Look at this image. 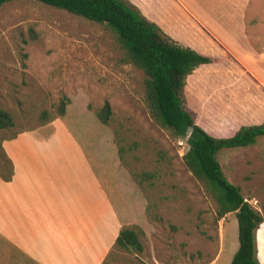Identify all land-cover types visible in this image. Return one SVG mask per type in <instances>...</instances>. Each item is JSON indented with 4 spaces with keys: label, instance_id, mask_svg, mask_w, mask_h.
I'll return each mask as SVG.
<instances>
[{
    "label": "rangeland",
    "instance_id": "obj_1",
    "mask_svg": "<svg viewBox=\"0 0 264 264\" xmlns=\"http://www.w3.org/2000/svg\"><path fill=\"white\" fill-rule=\"evenodd\" d=\"M128 1L172 41L218 59L197 68L183 92L186 109L206 131L227 137L264 122V57L259 58L264 25L251 31L254 52L231 53L197 17L214 0ZM249 3L248 18L264 24V0ZM121 57L115 34L105 25L37 0L2 5L0 106L12 113L15 126L0 139L56 118L64 96L70 98L66 109L76 116L72 124L95 132L100 130L96 111L109 101L113 114L104 129L125 148L130 175L132 170L149 178L143 185L135 180L136 192L146 199L140 226L144 252L115 250L105 264H230L239 248L236 214L218 219L216 201L185 164L187 141L152 119L144 73ZM217 158L227 178L264 212V137L252 147L223 149ZM259 238L264 246V225Z\"/></svg>",
    "mask_w": 264,
    "mask_h": 264
},
{
    "label": "crops",
    "instance_id": "obj_2",
    "mask_svg": "<svg viewBox=\"0 0 264 264\" xmlns=\"http://www.w3.org/2000/svg\"><path fill=\"white\" fill-rule=\"evenodd\" d=\"M250 7L249 0H214L197 17L231 53L254 52L251 31L264 24L248 18ZM75 117L67 110L2 141L14 176L0 175V264H105L122 227H142L146 199L136 192L113 131L100 121L95 132L76 127Z\"/></svg>",
    "mask_w": 264,
    "mask_h": 264
},
{
    "label": "trees",
    "instance_id": "obj_3",
    "mask_svg": "<svg viewBox=\"0 0 264 264\" xmlns=\"http://www.w3.org/2000/svg\"><path fill=\"white\" fill-rule=\"evenodd\" d=\"M10 1L14 0H0V7ZM37 1L105 25L115 34L122 62L132 64L144 73L145 99L152 119L171 130L176 139L187 141L189 149L184 155L185 164L216 201L218 219L236 214L239 248L230 264H261L257 230L264 223V212L254 208L243 194L241 186L227 178L217 156L223 149L256 145L264 137V122L242 126L233 135L220 137L206 131L185 107L183 92L187 79L197 68L213 63L214 59L166 37L155 22L150 21L128 0ZM69 103L70 98L64 96L57 107L58 116L45 123L63 117ZM112 114L109 101L96 111L97 118L106 126H109ZM14 126L12 113L0 106V133ZM16 134L6 138H14ZM6 138L0 139V175L6 181H11L14 176L13 162L2 146ZM118 145L120 158L127 165L125 148L119 142ZM130 171L140 185H143L146 177L149 178L146 173L135 174ZM143 235L144 231L138 225L122 227L114 251L143 253Z\"/></svg>",
    "mask_w": 264,
    "mask_h": 264
}]
</instances>
